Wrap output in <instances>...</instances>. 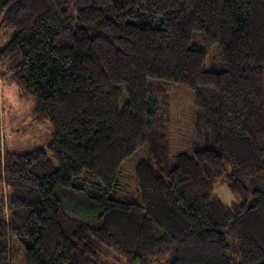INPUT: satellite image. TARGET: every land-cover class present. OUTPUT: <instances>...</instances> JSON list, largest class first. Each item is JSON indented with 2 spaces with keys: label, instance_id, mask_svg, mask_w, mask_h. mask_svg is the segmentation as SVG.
Segmentation results:
<instances>
[{
  "label": "trees",
  "instance_id": "1",
  "mask_svg": "<svg viewBox=\"0 0 264 264\" xmlns=\"http://www.w3.org/2000/svg\"><path fill=\"white\" fill-rule=\"evenodd\" d=\"M0 23V66L51 124L45 148L5 152L0 264L10 239L25 264H105L104 248L126 264H264V0H0ZM149 79L195 93L213 146L140 160V199L120 200L122 164L159 120ZM220 178L237 202L214 194Z\"/></svg>",
  "mask_w": 264,
  "mask_h": 264
},
{
  "label": "rangeland",
  "instance_id": "2",
  "mask_svg": "<svg viewBox=\"0 0 264 264\" xmlns=\"http://www.w3.org/2000/svg\"><path fill=\"white\" fill-rule=\"evenodd\" d=\"M4 25V24H3ZM0 28V46L11 35L4 26ZM192 45L207 51L205 69L219 71L223 68L220 47L209 45L204 36L195 33ZM9 67V66H8ZM0 173L3 172L5 152L22 153L36 148H45L51 138V124L49 121H36L33 119L35 107L34 99L22 91L15 82H12L7 67L0 66ZM153 84L154 96L158 101L159 120L152 126L150 135L154 139L146 146L137 150L126 159L121 167L118 182L112 194L120 200L139 201V188L135 176V165L142 159L163 156L169 158V167L175 165L174 157L179 152L191 153L196 145H203L206 138L207 145H212V136L200 135L195 125L196 107L195 93L188 88L163 80L149 79ZM207 130V129H206ZM209 131V130H207ZM207 131L206 134H207ZM205 141V142H206ZM197 143V144H196ZM215 143V141H214ZM154 162L162 165L163 161ZM264 181H259L261 187ZM2 185V183H1ZM247 185L248 182H247ZM86 189H91L86 186ZM2 191L6 192L5 185ZM214 194L227 205L237 202L235 196L224 178L218 179L214 184ZM9 264H25L24 250L14 240H9ZM101 255L105 264H126L123 258L108 248H104Z\"/></svg>",
  "mask_w": 264,
  "mask_h": 264
},
{
  "label": "water",
  "instance_id": "3",
  "mask_svg": "<svg viewBox=\"0 0 264 264\" xmlns=\"http://www.w3.org/2000/svg\"><path fill=\"white\" fill-rule=\"evenodd\" d=\"M0 25H1V23H0ZM262 186L264 187V182H263V185Z\"/></svg>",
  "mask_w": 264,
  "mask_h": 264
},
{
  "label": "crops",
  "instance_id": "4",
  "mask_svg": "<svg viewBox=\"0 0 264 264\" xmlns=\"http://www.w3.org/2000/svg\"><path fill=\"white\" fill-rule=\"evenodd\" d=\"M1 75V74H0Z\"/></svg>",
  "mask_w": 264,
  "mask_h": 264
}]
</instances>
